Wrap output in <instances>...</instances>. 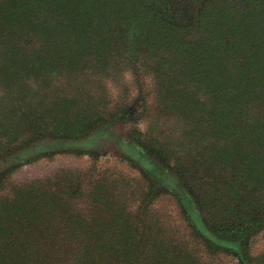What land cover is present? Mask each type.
<instances>
[{"label":"trees","instance_id":"1","mask_svg":"<svg viewBox=\"0 0 264 264\" xmlns=\"http://www.w3.org/2000/svg\"><path fill=\"white\" fill-rule=\"evenodd\" d=\"M138 64L155 89L151 147L118 142L144 178L137 207L125 179L88 192L69 170L8 187L87 148L98 79ZM157 184L184 232L151 208ZM263 231L264 0H0V264H264L251 246Z\"/></svg>","mask_w":264,"mask_h":264},{"label":"rangeland","instance_id":"2","mask_svg":"<svg viewBox=\"0 0 264 264\" xmlns=\"http://www.w3.org/2000/svg\"><path fill=\"white\" fill-rule=\"evenodd\" d=\"M181 6L177 8L178 5H174L173 11L183 12L184 8L188 7L185 3ZM144 67L138 64V72L127 68L118 76L98 79L100 81H97V86L100 87L98 95L105 101L101 115H99L101 117L94 118L91 121L93 125L82 136L83 140H88L87 148H80L81 151L77 153H57L25 165L10 175L8 183L10 186L8 187L41 179L48 176L50 172L56 174L69 170L75 172L82 189L88 192L93 190L94 182L99 181L102 177L116 181L119 186L123 184L121 180L125 179L126 182H129V186L126 185L127 191L134 192L128 205L133 208L137 207L139 195L147 191L145 188L143 189L144 178L138 167L124 159L118 142L121 140L131 141L133 137H136L141 145L150 146L151 141L147 138L150 128L147 122L148 118L142 115L145 107L149 108L152 105L155 89L152 76ZM89 80L91 79L89 78ZM103 120L109 124L105 126L101 122ZM104 129H106L104 135L99 133ZM152 145L155 146V144ZM151 154L159 165L169 168L173 166V163L167 162L162 155H157L153 146ZM154 188L153 193L158 198L152 202L151 208L175 231L178 227L181 228V232H184L182 231L184 220L180 215L181 211L176 197L162 188V185L157 184ZM251 246L254 255L264 254V231L251 239ZM207 259L214 264H242L238 257L227 254L209 255Z\"/></svg>","mask_w":264,"mask_h":264}]
</instances>
